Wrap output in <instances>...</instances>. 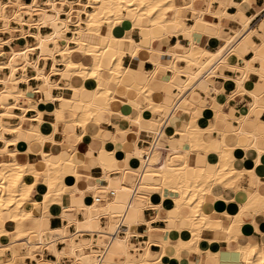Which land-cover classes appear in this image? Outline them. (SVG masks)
Instances as JSON below:
<instances>
[{"label":"bare ground","instance_id":"bare-ground-1","mask_svg":"<svg viewBox=\"0 0 264 264\" xmlns=\"http://www.w3.org/2000/svg\"><path fill=\"white\" fill-rule=\"evenodd\" d=\"M202 1L205 7H200ZM236 5L238 13L228 15L226 5L220 0H0V141L3 142L0 237L10 239L8 244L0 243V264H18V260L25 259H32L35 264H158L151 258L150 244H160L162 260L168 255L171 238L158 242L148 238L145 245L134 239L145 238L152 230L151 222L144 216L146 208L159 210L166 202L171 203L175 213L168 219L173 225L160 229L187 230L191 235L188 239H177L174 247L179 257L183 249L201 252L199 241L203 228L226 231L223 221L212 219L204 209L205 194L211 188L237 187L244 173L251 175V184L256 186L254 190L246 189L249 201L240 206L237 221L234 218L229 223L228 236H232L231 228L240 224L246 210L262 204L264 199L255 182L259 179L252 170L237 165L239 160L249 158L251 152L257 156L264 152L260 146L264 134L256 131V117L241 114L234 107L231 118L238 124L234 131L219 133L214 123L208 127L199 124L202 115L229 117L212 94L216 91L213 84L217 76L224 77V87L232 91V96L248 93L253 98L250 111L257 106L264 108V2L253 13L247 12L253 6L252 0ZM224 16L238 25L227 38L221 35L222 24L215 21L216 17L222 20ZM124 21L132 23V30L124 37L114 36L112 29ZM172 28L179 41L181 37L189 38L186 51L176 53L172 47L159 53L170 57L167 68L173 70L172 75L179 72L186 81L172 85L177 92L171 89L163 92L164 101L157 103L153 94L159 91L158 87L136 82L127 85L121 80L127 71L124 58L138 55L142 47L155 51L151 42L165 38ZM196 35L221 44L212 51ZM242 46L252 51L251 59L240 53ZM75 53H80L82 58L75 60ZM230 56H236L239 62L230 64ZM177 60L186 61V66L178 67ZM58 63L63 67H58ZM159 67L161 64L157 63L153 75ZM228 67L234 70V75H225L224 69ZM251 72L259 75L260 80L249 90ZM53 75H58L56 81L52 80ZM65 75L80 83L65 85L74 96H60L61 101L67 97L70 105L58 107L54 105L57 97L51 88L60 86L59 81ZM32 79L38 81L36 86H30ZM21 83L28 84V88H21ZM191 86V91L199 89L206 94L205 106L187 98ZM123 87L147 97V103L138 108L136 115L125 117L139 129L130 128L126 132L134 133L138 139H149L150 135L152 139L147 147L135 143L130 155L137 165L118 168L121 175L112 185L115 178L99 157L89 160L97 169L84 174L80 151L68 149L54 156L53 146L59 126L68 123L66 112L73 114L70 122L84 129L82 139L88 127L100 121L101 112L111 113V102L120 99L119 91ZM78 92L81 98L75 97ZM100 99L106 101L104 106L98 104ZM76 105L82 109L81 113L74 111ZM32 111L36 115H31ZM45 113L52 120L45 119ZM151 113L157 116H150ZM186 113L190 114L187 122ZM11 117L18 122L11 124L8 121ZM32 121H37L34 127H30ZM171 125H176L175 132L181 136L182 143L163 148L162 137ZM5 133L14 136L7 138ZM22 140L28 144L26 151L10 148ZM239 151L240 159L236 156ZM210 154L218 159L209 167L205 159ZM192 155L196 163L191 162ZM94 171L99 172L100 180L92 174ZM27 175L32 177L31 181ZM103 179L107 181L104 184L100 182ZM37 184L42 190L36 189ZM33 191L37 196H33ZM77 199L81 203L76 204ZM54 208L58 211L54 212ZM55 215L62 219L63 225L54 230L45 221ZM182 220L188 222L186 227L174 225ZM141 223L149 225L146 234L136 231ZM46 251L56 259H46ZM235 252L239 253V260L234 264H264V249L256 243H240ZM220 257V251L207 252V260L216 262Z\"/></svg>","mask_w":264,"mask_h":264},{"label":"crops","instance_id":"crops-1","mask_svg":"<svg viewBox=\"0 0 264 264\" xmlns=\"http://www.w3.org/2000/svg\"><path fill=\"white\" fill-rule=\"evenodd\" d=\"M220 1L223 2L224 5H226V12L228 15H236L238 13V7L236 4L242 3L243 0ZM263 2L264 0H252L253 6L248 7L247 12L253 13L263 4ZM217 4L218 3H215V5ZM200 7H205V1H202L200 3ZM215 21L222 24L223 28L221 31V35L225 38L231 35L234 29L238 28V25L228 16H224L222 20L216 17ZM130 23V21H124L123 23L116 25L112 29L113 35L116 37H124L129 31L132 30V23ZM173 31L174 29L172 28L170 29L169 33L164 36L165 38H156L151 42V46L155 51L150 52L146 49V47H142L139 53H137L138 55H134L131 57L127 56L126 58H124V65L127 71H125L126 73L124 72L121 80L123 79V82L127 85H131L136 82L139 84H150L152 86L158 87L159 91H156L153 94V99L157 103L162 102V100L164 101L165 95L163 92L166 93L169 89H171L173 93L177 92V90L173 88L172 85H174L175 83L185 84L186 81L185 77L179 72L172 75L173 70L171 68H167V66L171 64L170 57L168 55H161L159 53L160 51L167 52L168 49L172 47L174 48L176 53L181 54L186 51V48L190 41L189 38L181 37V40L179 41L178 37L175 35V33H173ZM196 37H200L201 44H207V46H209L212 51H216L217 47L221 44V42H219L218 40H212L210 43L209 39L203 35H196ZM142 39L145 40V37H142ZM144 44L148 45V42H145ZM240 53L243 54L246 59H251L253 57L252 51L248 50L247 46L240 47ZM73 58L75 60H79L82 58V55H80V53H75L73 54ZM238 62L239 59L236 58V56L229 57L230 64H236ZM157 63H160L161 67H159L157 72H155L153 75L152 72L155 70ZM43 64L44 63L42 62L41 65ZM176 65L178 67H185L186 61L177 60ZM257 65H259V63ZM58 67H63V65H61V63H58ZM224 73L225 75L231 76L234 75V70L231 67H228L224 69ZM170 77L172 80L170 79ZM57 78L58 75L52 76L53 81H56ZM259 80V75L251 72L250 82L247 83V88L249 90H252V84L254 82H258ZM59 83L60 86L51 88V92L57 97L54 105L58 107H68L70 105L68 98L66 97L64 101H61L60 96L74 95L70 94L65 89V85L71 83L79 84L80 81H75L70 76L65 75L64 79L60 80ZM37 84V80L32 79L30 81L31 87L36 86ZM224 84V77L217 76L213 84V87L216 91L212 92V94L217 97V101L222 105V112L224 114H228L229 117L224 116L215 118L213 117V115H202L199 118V124L203 127H208V125L214 123V126L219 133L221 130L234 131L237 129L238 124L235 119L231 118V116H234L232 109L236 107L237 109H239L241 114H249L251 118L256 117V119L258 120L256 131L260 134H264V108L257 106L254 110L250 111L253 98L248 93H242L236 98L232 96V91L229 88L224 87ZM192 86L186 93L187 98L194 104L205 106L207 103L203 100L206 97V94L199 89L191 91ZM20 87L26 89L28 88V84L21 83ZM119 93L120 99L111 102V113L101 112L98 116L100 121L89 126L85 135L82 136V139H80V136L83 134L84 129L70 122L71 118H73V114L71 112H66L65 119L68 120V123L64 127L62 125L59 126L57 134L55 135L56 142L53 146L54 156H58L63 151H66L68 149H75L77 152L80 151L83 157L82 171L84 172V174L90 173V171L94 168L89 160L93 157H99L101 161H103L105 169L111 173V177L115 178L111 183L112 185L116 184V178L121 175V172L119 171L120 169L135 167L137 165V161L130 155L135 148V143L137 142L140 147H147L150 145V140L152 139L151 135L149 139H145V137L138 139V136L134 133L126 132L130 128L135 131L139 129L135 123H130L125 119V117L136 115V113L138 112V108L147 103L146 95L138 91L132 92L129 88L126 87H123L119 91ZM37 95L40 96L41 94L39 93ZM81 96L82 94L80 92L75 95L76 98H81ZM262 98L264 99V94ZM19 103L23 104V102ZM98 104L100 106H104L106 104V101L100 99L98 100ZM74 108V111L76 113L82 112V109L77 105ZM14 110L17 112L19 111L16 109ZM30 114L36 115L34 111L30 112ZM45 114V119L52 120V116L50 114ZM155 115L156 114L151 113L150 116ZM189 119L190 114L186 113L184 118L185 122L189 121ZM14 120L15 122H13ZM8 121L11 124H16L18 122L17 118L15 117L9 118ZM36 122L37 121H32L30 127H34ZM181 125L180 126L183 127V124ZM175 128L176 125H171V127L167 129L166 136L164 138L162 137L161 143L163 144V148H167L168 146L177 147L181 145V136L175 132ZM5 136L7 138H12L14 134L5 133ZM217 136L220 137L221 134H217ZM1 146H3L2 141H0V147ZM46 146H48V143ZM260 146L264 148V138H260ZM15 147L20 151H26L28 148V144L26 141L22 140L19 141L16 146H10L11 149ZM164 152H166V150H164L163 153ZM27 154L25 153V155ZM241 155V151L236 152V156L238 157V159H240ZM217 159L218 158L213 154L207 155L205 159L206 166H213ZM191 162H197L195 155L191 156ZM237 165L239 168L253 171L254 176L259 179V181L254 179L258 184L257 190L264 199V152L258 156L255 155V153L251 152L249 158L239 160L237 162ZM95 168L97 169V167ZM118 168L120 169L118 170ZM92 174L96 178H98V180H100L98 171H94ZM27 179L31 181L32 177L27 175ZM251 180V175H249L248 173H244V175H241V179L237 187L217 185L211 188L210 191L206 192L205 194V211L212 219L223 221V227L226 229V231L229 230V226H231V224L233 223L234 218L236 219L235 221H237L238 214L241 211L240 206H242V204L244 205L248 203L249 201V196L246 193V189H256V186L254 187V185L251 184ZM100 182L104 184L107 181L106 179H103ZM81 185H83V183H81ZM36 189L42 190L40 184H37ZM35 193L36 191H33L34 197L37 196V193ZM108 198L111 199L112 197ZM78 203H81L80 199L76 200V204ZM53 210L54 212L58 211L56 208H54ZM174 213L175 212L171 207V203L168 202H166V205L159 210H156L152 207L145 209V219L147 221H150L152 225V230L148 232L151 233V237H148L147 233V231L149 230V225H147L146 223H141L136 227V231L138 233H147L145 238L139 236L134 237L136 242H141V245H145L148 238L157 242L166 240V237L171 238L170 245L167 248L168 255H166L162 260H160V244L156 242H152L150 244L153 253L151 258L153 261H158V264H217V262L218 264H234L239 260V253L235 251L240 246V243H256L259 248L264 249V200L260 206H253L251 209L246 210L243 213L240 224L236 223V226L232 227L233 230L231 228L232 231L230 230V232L232 233V236H235L236 238L233 239L230 233H228L230 234L228 236L226 231L218 232L215 230L203 228L200 233L199 241L201 252L196 253L191 252L188 249H183L178 254L179 257H177V251L174 245L177 243V239H179L180 237L184 239H188L189 237H191L190 233L187 230L177 231V229H174L172 231H162V229H160L173 225L172 222L169 221L168 217L173 215ZM45 225L55 230L62 227L63 221L60 217L55 215L48 218V220L45 221ZM174 225L176 227H186L188 225V222L186 220H182L180 223L178 222ZM235 230H237L236 233ZM233 232L235 233V235ZM226 236L229 238H227ZM226 238L227 240H225ZM0 241V243L2 244L10 243V239L7 236H1ZM17 248L19 249L20 247L17 245ZM212 249L221 252V257L217 259L216 262L212 259L207 260V252ZM22 252L23 249L20 251V253ZM6 253L9 256L11 255L10 250H8ZM37 256L39 257L40 255L37 253ZM44 257L46 259H56L48 251L44 253ZM24 261L28 264L36 263L32 259H25ZM24 261L18 260L17 263L20 264ZM201 261L202 263H200Z\"/></svg>","mask_w":264,"mask_h":264},{"label":"built area","instance_id":"built-area-1","mask_svg":"<svg viewBox=\"0 0 264 264\" xmlns=\"http://www.w3.org/2000/svg\"><path fill=\"white\" fill-rule=\"evenodd\" d=\"M26 1H30V0H26Z\"/></svg>","mask_w":264,"mask_h":264},{"label":"rangeland","instance_id":"rangeland-1","mask_svg":"<svg viewBox=\"0 0 264 264\" xmlns=\"http://www.w3.org/2000/svg\"><path fill=\"white\" fill-rule=\"evenodd\" d=\"M13 122H15V120Z\"/></svg>","mask_w":264,"mask_h":264}]
</instances>
